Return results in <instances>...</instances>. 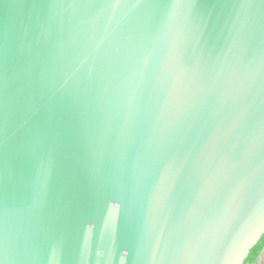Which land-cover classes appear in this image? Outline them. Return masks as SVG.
<instances>
[{"label": "water", "instance_id": "water-1", "mask_svg": "<svg viewBox=\"0 0 264 264\" xmlns=\"http://www.w3.org/2000/svg\"><path fill=\"white\" fill-rule=\"evenodd\" d=\"M263 234L264 0H0V264H243Z\"/></svg>", "mask_w": 264, "mask_h": 264}, {"label": "snow or ice", "instance_id": "snow-or-ice-1", "mask_svg": "<svg viewBox=\"0 0 264 264\" xmlns=\"http://www.w3.org/2000/svg\"><path fill=\"white\" fill-rule=\"evenodd\" d=\"M230 174L229 171H226L222 168H217L213 175L211 176L207 188L210 192H216L222 183L226 180L228 175ZM246 181H238L237 183L234 184V186L231 189V195H232V200H235L237 197L240 196L241 192L243 191L245 187ZM222 209V213H223Z\"/></svg>", "mask_w": 264, "mask_h": 264}, {"label": "trees", "instance_id": "trees-1", "mask_svg": "<svg viewBox=\"0 0 264 264\" xmlns=\"http://www.w3.org/2000/svg\"><path fill=\"white\" fill-rule=\"evenodd\" d=\"M264 247V234L260 237L258 242L250 249L248 256L244 260L243 264H253L257 255Z\"/></svg>", "mask_w": 264, "mask_h": 264}, {"label": "rangeland", "instance_id": "rangeland-1", "mask_svg": "<svg viewBox=\"0 0 264 264\" xmlns=\"http://www.w3.org/2000/svg\"><path fill=\"white\" fill-rule=\"evenodd\" d=\"M254 264H264V250L261 258H259Z\"/></svg>", "mask_w": 264, "mask_h": 264}, {"label": "flooded vegetation", "instance_id": "flooded-vegetation-1", "mask_svg": "<svg viewBox=\"0 0 264 264\" xmlns=\"http://www.w3.org/2000/svg\"><path fill=\"white\" fill-rule=\"evenodd\" d=\"M263 250H264V247L262 248V250L259 252V254L257 255L255 261L253 262V264L259 259L261 258L262 254H263Z\"/></svg>", "mask_w": 264, "mask_h": 264}]
</instances>
